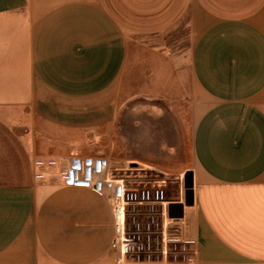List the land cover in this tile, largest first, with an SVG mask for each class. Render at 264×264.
<instances>
[{
	"label": "crops",
	"instance_id": "obj_1",
	"mask_svg": "<svg viewBox=\"0 0 264 264\" xmlns=\"http://www.w3.org/2000/svg\"><path fill=\"white\" fill-rule=\"evenodd\" d=\"M183 22L186 47L153 43ZM141 96L173 114L145 117V176L193 173V264H264V0H0V264H117L109 197L61 173L137 160L118 115Z\"/></svg>",
	"mask_w": 264,
	"mask_h": 264
},
{
	"label": "built area",
	"instance_id": "obj_2",
	"mask_svg": "<svg viewBox=\"0 0 264 264\" xmlns=\"http://www.w3.org/2000/svg\"><path fill=\"white\" fill-rule=\"evenodd\" d=\"M37 165H43L37 161ZM53 162H50V165ZM101 158H75L70 167L62 171L65 185L91 188L110 199L114 235L110 249L118 253L117 264H193L196 260L195 238L189 233L186 207L182 218L169 215L172 202H184V186L178 199H170L165 180L136 186L107 171L103 177L97 172L104 168ZM37 178H44L40 172Z\"/></svg>",
	"mask_w": 264,
	"mask_h": 264
},
{
	"label": "rangeland",
	"instance_id": "obj_3",
	"mask_svg": "<svg viewBox=\"0 0 264 264\" xmlns=\"http://www.w3.org/2000/svg\"><path fill=\"white\" fill-rule=\"evenodd\" d=\"M145 43V37L139 39ZM189 41V26L186 22L181 23L177 29H172L159 36V39L153 43L158 44L160 47L167 48L169 51L176 50L180 47H186ZM137 51H135L136 53ZM147 105V104H146ZM128 107H124L118 115V132L127 134L137 146H133L135 151V157L137 160L126 161V163L116 164V168L113 169V175L116 178H125L131 185H145L156 180L157 183L161 180H165V189L168 198L177 199L179 195V185L177 184V178L174 175L167 176L166 173H159L157 171L148 172L145 176V117L147 116L151 122H162L166 125L172 124L173 114H169L166 111L160 110L158 113L155 112L154 107L145 106V96L136 98L126 104ZM164 109V107H161ZM147 109V114H145ZM160 116V118H158ZM126 136V135H124ZM185 136V135H184ZM185 146H182V159L192 157V147L190 145V131H186ZM139 143V144H137ZM93 155H106L109 153L119 154L120 145L118 147L112 146L109 138L99 144H93ZM118 150V152H117ZM184 179V177H183ZM147 180V182H145ZM150 185V184H148Z\"/></svg>",
	"mask_w": 264,
	"mask_h": 264
},
{
	"label": "water",
	"instance_id": "obj_4",
	"mask_svg": "<svg viewBox=\"0 0 264 264\" xmlns=\"http://www.w3.org/2000/svg\"><path fill=\"white\" fill-rule=\"evenodd\" d=\"M184 189V202H172L169 205V215L172 218H182L185 206L194 205V181L191 171L184 176Z\"/></svg>",
	"mask_w": 264,
	"mask_h": 264
}]
</instances>
